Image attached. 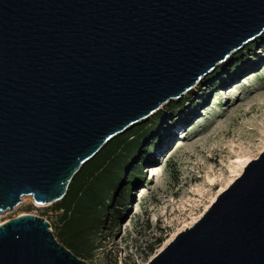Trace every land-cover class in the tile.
I'll use <instances>...</instances> for the list:
<instances>
[{"label":"water","instance_id":"95a60500","mask_svg":"<svg viewBox=\"0 0 264 264\" xmlns=\"http://www.w3.org/2000/svg\"><path fill=\"white\" fill-rule=\"evenodd\" d=\"M264 31V0H0V214L62 200L115 136ZM0 264H89L51 223L0 224ZM146 264H264V151Z\"/></svg>","mask_w":264,"mask_h":264},{"label":"rangeland","instance_id":"374dc122","mask_svg":"<svg viewBox=\"0 0 264 264\" xmlns=\"http://www.w3.org/2000/svg\"><path fill=\"white\" fill-rule=\"evenodd\" d=\"M117 137L126 141L117 149L121 186L70 249L89 264H146L229 187L232 161L251 162L264 151V31L110 141ZM54 207L28 195L0 223L30 213L47 219L59 241L70 238L64 212Z\"/></svg>","mask_w":264,"mask_h":264},{"label":"trees","instance_id":"16d2710c","mask_svg":"<svg viewBox=\"0 0 264 264\" xmlns=\"http://www.w3.org/2000/svg\"><path fill=\"white\" fill-rule=\"evenodd\" d=\"M125 142L117 137L110 141L109 146L103 147L75 175L66 196L54 203L55 210L64 212L63 219L71 237H66L60 242L68 248L73 247V239H77L81 233L95 224L97 221L95 211L102 205V200L107 197L109 191L118 190L121 186L123 178L118 173L122 172L124 163L117 149ZM135 142L137 141L133 142L134 145H138ZM128 187L129 184L124 187L123 191ZM108 197L114 200V196L108 195Z\"/></svg>","mask_w":264,"mask_h":264},{"label":"bare ground","instance_id":"6f19581e","mask_svg":"<svg viewBox=\"0 0 264 264\" xmlns=\"http://www.w3.org/2000/svg\"><path fill=\"white\" fill-rule=\"evenodd\" d=\"M232 54V53H231ZM229 57V56H228ZM227 57V58H228ZM196 87V86H195ZM160 137V136H159ZM182 141V140H181ZM250 162V159L247 157L246 159H243L242 158V156H239V157H237V159H236V161H232V163L233 164H235L236 166L235 167H232V173L234 174V175H232L231 177H230V179H229V181L227 182V186L226 187H228L237 177H239V175H241V173L243 172V170H244V168L246 167V165H248V163ZM215 180V176L214 177H210V182H212V181H214ZM225 188H222L221 189V191H223ZM148 190H149V188H148ZM146 191V190H145ZM220 191V192H221ZM149 192V191H148ZM24 200H25V196H24V198H23ZM215 200V198L212 200V202ZM211 202V203H212ZM210 206V205H209ZM209 206H207V208L209 207ZM206 208V209H207ZM205 209V210H206ZM195 222V221H194ZM194 222L193 223H191V225L192 224H194ZM1 224V223H0ZM190 225H187V226H185L183 229H180L179 231H181V230H184L186 227H189ZM179 231H177V232H175L174 234H172L171 235V237H169V239L164 243V246H166L168 243H169V241H171V239H173V237H175V235L179 232Z\"/></svg>","mask_w":264,"mask_h":264},{"label":"built area","instance_id":"2783aa9c","mask_svg":"<svg viewBox=\"0 0 264 264\" xmlns=\"http://www.w3.org/2000/svg\"><path fill=\"white\" fill-rule=\"evenodd\" d=\"M47 220V219H46Z\"/></svg>","mask_w":264,"mask_h":264}]
</instances>
